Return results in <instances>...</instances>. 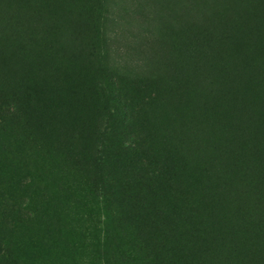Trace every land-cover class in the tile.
<instances>
[{
  "label": "rangeland",
  "instance_id": "374dc122",
  "mask_svg": "<svg viewBox=\"0 0 264 264\" xmlns=\"http://www.w3.org/2000/svg\"><path fill=\"white\" fill-rule=\"evenodd\" d=\"M11 1L23 8L18 30L56 52L60 27L52 34L40 30L50 25L48 12L28 8L23 14L28 0ZM134 1L122 4L130 9ZM77 11L94 62L64 63L55 70V85L42 84L31 106L22 101L12 113L0 100V154L14 180L0 196L14 204L10 218L17 225L7 236V219L0 215V264H264V180L256 183L255 172H249L255 183L237 186L218 171H205V181L221 183L219 190L193 187L187 204L173 194L174 182L186 184L187 173L197 171L192 152H210V134H196L197 142L180 137L178 143L174 136L183 130L169 123L160 107L148 105L154 92L132 81L117 86L100 70L102 1L82 0ZM121 15L131 21L124 10ZM125 19L118 26L136 31L133 22L124 26ZM127 45L121 52L127 53ZM60 57L68 58L64 51ZM122 61L132 64L129 58ZM56 92L68 96L66 106L55 99ZM133 103L140 108L134 110ZM127 110L135 111L126 113L132 114L130 121ZM40 132L39 141L27 135L39 138ZM6 145L23 152L9 159ZM173 155L188 167L178 180L164 175L175 163ZM209 196L220 223L213 229L204 210ZM179 204L190 214L182 215ZM195 211L197 229L188 228Z\"/></svg>",
  "mask_w": 264,
  "mask_h": 264
},
{
  "label": "trees",
  "instance_id": "16d2710c",
  "mask_svg": "<svg viewBox=\"0 0 264 264\" xmlns=\"http://www.w3.org/2000/svg\"><path fill=\"white\" fill-rule=\"evenodd\" d=\"M98 1L103 5L99 30L104 53L100 70L116 79L117 86L132 81L154 92L148 97V105L160 107L169 123L183 130L174 136L178 143L180 137L197 142L196 134H210V152H192L189 157L192 164H197V171L187 173L186 184L174 182L172 193L187 204L193 187L203 186L201 189L209 193L214 188L216 192L221 183L208 184L206 172L218 171L237 186L255 183L248 178L249 172H255L256 183L264 180V0H136L130 9L123 6V0ZM81 5L82 0H28L23 14L37 9L47 11L51 19L41 33L46 30L52 34L53 28L60 27L63 36L54 52L47 44L33 42L38 39L29 38L28 32L18 30L24 18L18 15V10L23 9L18 3L0 0V100L12 106V113L22 101L31 106L42 84L54 86L58 76L55 70H61L64 63L84 67L85 59L94 62L95 55L83 41L76 19ZM123 10L131 21L121 15ZM121 19H125V27L133 22L137 30L123 31L124 27L118 26ZM16 23L19 24L15 26ZM126 41L127 53L121 52L120 46ZM63 51L68 58L60 57ZM125 58L132 64L122 61ZM55 99L66 106L68 96L56 92ZM74 102L79 103L78 99ZM134 105V110L140 108ZM130 115L126 114L128 121ZM31 128L35 126L31 124ZM40 133L39 138L27 135L39 141L43 136ZM179 146L187 155L185 147ZM5 149L9 159L23 152H15L8 145ZM173 157L175 163L166 166L164 175L167 179L177 176L178 180L188 167ZM3 162L0 154L1 190L14 185ZM209 200L211 196L204 210L206 222L213 229L220 223ZM13 205L0 196V215L7 219V236L17 226L10 218ZM179 205L181 213H189ZM195 214L196 211L190 217L192 227L186 225L188 228L197 229Z\"/></svg>",
  "mask_w": 264,
  "mask_h": 264
}]
</instances>
